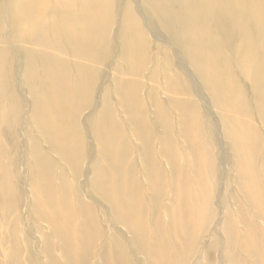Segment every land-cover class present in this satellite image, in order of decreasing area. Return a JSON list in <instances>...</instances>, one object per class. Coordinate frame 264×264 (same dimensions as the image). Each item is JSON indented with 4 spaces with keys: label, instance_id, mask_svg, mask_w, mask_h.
Here are the masks:
<instances>
[{
    "label": "bare ground",
    "instance_id": "bare-ground-1",
    "mask_svg": "<svg viewBox=\"0 0 264 264\" xmlns=\"http://www.w3.org/2000/svg\"><path fill=\"white\" fill-rule=\"evenodd\" d=\"M140 1L0 0V264H264V0Z\"/></svg>",
    "mask_w": 264,
    "mask_h": 264
},
{
    "label": "rangeland",
    "instance_id": "rangeland-1",
    "mask_svg": "<svg viewBox=\"0 0 264 264\" xmlns=\"http://www.w3.org/2000/svg\"><path fill=\"white\" fill-rule=\"evenodd\" d=\"M142 1H140V0H136V6L137 7H141V5H143L142 7H144V3L142 4L141 3ZM5 16V15H4ZM4 32H3V38H7V32H9V24H8V22H7V25L4 27ZM2 34V33H1ZM154 34H156V33H154ZM156 35H158V34H156ZM156 37H158L159 39H161V37L160 36H156ZM151 41L152 42H156L157 40H156V38H154L152 35H151ZM167 44V43H166ZM170 45V44H169ZM171 51H173V50H175L176 51V49H174L173 48V46H167ZM15 48V47H14ZM177 53V52H176ZM181 59V57L180 56H175V61H173V63H171L172 64V67H175V68H177V67H179L182 63V66L183 67H185V68H187V72H188V75H189V78H190V80L192 81V82H196V80L194 79V77H196V74H195V70L193 69V67H191V65L190 64H187V62H185L184 60H180ZM180 62H182L181 64H180ZM105 75H107V73H105ZM108 76V75H107ZM19 77H18V75H17V78L16 79H18ZM103 78H105V76L103 77ZM110 79V78H109ZM190 85H191V83L190 82H188ZM19 88H20V90H22L21 89V87L19 86ZM27 95H28V93L27 92H25L24 93V97H25V99H28V97H27ZM30 109H29V107L28 106H24V108H23V113L25 114V115H22V119H20V120H18V119H16V120H18V121H22L23 120V122L24 123H26V124H29L30 123V111H29ZM209 111L211 112V117H210V119H211V121L213 120V121H215V119H217V115H219V112H217V111H215L214 110V108L213 107H210V109H209ZM212 121V122H213ZM11 129H13V127H10L9 129H8V131H10ZM17 135H19V140H20V143H23V134H22V132L21 131H19V132H17L16 133ZM220 144L221 145H223L222 146V148H223V153H225V155H227L226 154V149H225V147H226V144H225V141H224V139L222 138V136L220 135ZM89 142H90V140H88ZM2 142H4V145H5V148H6V154H5V156H6V158L5 159H12V156L14 155V144H13V138H12V136H7L6 137V139H3L2 140ZM46 144V143H45ZM47 146V145H46ZM26 148L28 149V147L25 145V144H21L20 145V148H19V156L20 157H18V160L16 161V164H21V162H20V158L22 159V158H24L25 157V153H26ZM25 152V153H24ZM4 159V160H5ZM24 160V159H23ZM23 163V162H22ZM11 169L13 170V171H15V172H17L18 173V176H20L21 177V179H22V181H23V188H25V186H27L28 188V190H29V195L27 196V197H25V198H23L22 199V204H21V206H20V208L18 209L19 210V212L23 215V220L24 219H27V223H26V225L28 224V221H30L31 219L30 218H34V217H31L32 215L30 214V212H29V210L30 211H32L31 210V202H30V199H31V188H30V185H29V182H28V180H27V177L25 176V173H27V171H26V168H25V165L23 164V165H21V166H14L13 165V167H12V165H11ZM221 180H220V190L222 191L223 189H224V185H225V182L227 181V183L229 184V186L232 188V190H236V186H235V184H234V180H233V173H232V171L230 170V165L229 164H226V165H224V167H223V171H221ZM82 182V181H81ZM22 184V183H21ZM80 186H82V185H80ZM82 188H84V187H82ZM86 188H84V192L86 193V190H85ZM16 194H18V192H16L15 193V195ZM236 196L237 197H239L240 198V200H242V198H241V195L239 194V192L237 191L236 192ZM0 197H1V194H0ZM215 206V205H214ZM214 209H217V212H218V216L219 217H224V213L222 212L221 213V210L222 209H218L216 206L214 207ZM9 216H13L12 214H10ZM9 219H11L10 217H9ZM23 222H25V221H23ZM25 224V223H24ZM24 224H22L21 226H24ZM209 224V223H208ZM207 227H208V225H207ZM204 240H205V242L206 243H208L211 239H210V237H208V236H206V238H204ZM214 253L213 252H211V255H213ZM214 256H215V258L218 260V253H216V254H214ZM2 260V254L0 255V261ZM20 264H27V262L25 261V258H24V253L20 256Z\"/></svg>",
    "mask_w": 264,
    "mask_h": 264
}]
</instances>
